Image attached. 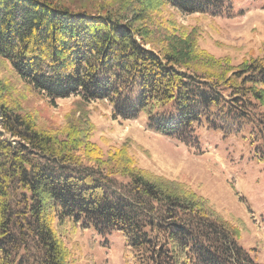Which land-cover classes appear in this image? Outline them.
Instances as JSON below:
<instances>
[{
  "label": "trees",
  "instance_id": "trees-1",
  "mask_svg": "<svg viewBox=\"0 0 264 264\" xmlns=\"http://www.w3.org/2000/svg\"><path fill=\"white\" fill-rule=\"evenodd\" d=\"M137 1L124 15L0 0V58L51 102H107L114 119L145 115L149 130L191 148L200 128L246 131L264 162V47L231 65L185 39L155 50L151 31L136 25L162 5L231 17L233 0ZM93 130L84 119L45 131L0 102V264H72L59 230L66 221L119 234L125 264H261L207 199L144 171L125 148L103 156Z\"/></svg>",
  "mask_w": 264,
  "mask_h": 264
},
{
  "label": "rangeland",
  "instance_id": "rangeland-1",
  "mask_svg": "<svg viewBox=\"0 0 264 264\" xmlns=\"http://www.w3.org/2000/svg\"><path fill=\"white\" fill-rule=\"evenodd\" d=\"M72 10L122 12L130 15L137 0H54ZM264 3L233 0L234 16L181 13L169 5L147 10L136 22L150 31L149 46L165 50L168 38L193 41L216 58L238 65L257 57L264 47ZM0 102L21 114H29L45 131H58L81 120L90 121L92 140L102 155L125 148L138 167L154 176L185 184L208 200L225 220L238 226L240 244L264 264V162L252 153L247 132L223 137L204 128L198 130L199 148L187 147L149 130L145 115L135 120L114 119L107 102H86L78 96L56 99L37 92L21 80L12 66L0 58ZM246 137V138H244ZM71 251L72 264H125L122 237H106L92 229L66 221L59 229Z\"/></svg>",
  "mask_w": 264,
  "mask_h": 264
}]
</instances>
